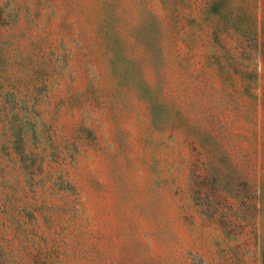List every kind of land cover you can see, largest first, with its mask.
I'll list each match as a JSON object with an SVG mask.
<instances>
[{
	"label": "rangeland",
	"instance_id": "obj_1",
	"mask_svg": "<svg viewBox=\"0 0 264 264\" xmlns=\"http://www.w3.org/2000/svg\"><path fill=\"white\" fill-rule=\"evenodd\" d=\"M0 264H264V0H0Z\"/></svg>",
	"mask_w": 264,
	"mask_h": 264
}]
</instances>
